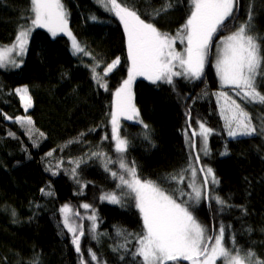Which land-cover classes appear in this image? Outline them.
Instances as JSON below:
<instances>
[{"label": "trees", "instance_id": "trees-1", "mask_svg": "<svg viewBox=\"0 0 264 264\" xmlns=\"http://www.w3.org/2000/svg\"><path fill=\"white\" fill-rule=\"evenodd\" d=\"M62 2L68 12L69 30L91 55H74L63 34L53 38L47 30L35 29L21 66L0 68V263L31 264L36 258L39 264H80L59 209L68 204L83 217L81 220L74 216L77 223L87 226L90 221L80 207L87 203L91 205L89 212L97 217L100 235L92 239L86 234L81 239V255L86 264H92L89 249L99 258L98 264H134L129 253L135 248V237L142 232L134 199L126 198L123 205L99 199L105 192L117 191L118 181L110 172L119 173V164H109L110 171L106 172L100 159L88 158L94 151H103L109 159L117 160L110 114L113 93L128 78L123 26L96 0ZM126 2L135 7L142 19L152 22L151 13L163 0ZM172 3L173 8L156 17L154 23L161 31L175 35L189 14L190 4L189 0ZM250 6L254 32L264 36V0H239L232 23L238 26ZM30 16L29 0H0V46L11 45L18 26L30 23ZM227 34L220 33L217 42ZM177 46L183 51L182 44L177 42ZM215 50L214 44L200 80L176 77L173 88L166 83L138 79L132 94L138 119L143 123L123 120L119 135L129 140L125 156L129 164L135 162L137 174L165 187L170 186L165 178L187 168L190 158L194 168H212L219 183L211 185L210 195L223 198L230 206L221 209L214 198L204 199L194 209L195 214L210 230L221 224L230 226L228 235L235 237L238 247L251 249L259 259H264V136L232 140L224 133L214 97L220 89L214 69ZM117 57L120 63L104 77L106 91L92 79L90 69L99 63L97 73L103 76L104 68ZM21 86H26L32 97L28 115L35 131L31 137L13 122L16 116L24 114L15 94ZM258 88L264 93V79H258ZM251 106L259 131L264 124V106L248 104L247 110L251 111ZM5 115L12 119L6 120ZM198 120L214 130L208 138L207 155L199 152L198 135L195 149L186 143L185 134L190 140ZM143 124L148 125L147 130ZM145 134L149 139L144 138ZM77 139L79 143L69 144ZM225 147L228 154L221 155ZM197 155L200 164L195 163ZM81 158L83 162L74 179L71 169L75 165L69 161ZM81 185H85L82 195ZM182 186L190 191L186 183ZM42 188L52 195L42 194ZM13 210L17 213L15 218L11 215ZM117 230L133 234L129 237L128 253L113 251L117 243L123 242L117 237Z\"/></svg>", "mask_w": 264, "mask_h": 264}, {"label": "snow or ice", "instance_id": "snow-or-ice-1", "mask_svg": "<svg viewBox=\"0 0 264 264\" xmlns=\"http://www.w3.org/2000/svg\"><path fill=\"white\" fill-rule=\"evenodd\" d=\"M31 16L30 23L18 26V31L11 45L0 46V68L8 64L20 67V63L13 58L22 57L27 51L29 37L34 28L46 29L53 38L58 34H64L71 40L73 54L90 56L86 47L73 36L68 28V12L62 0H29ZM96 3L105 11L115 15L123 26L128 55V78L114 91L111 105L112 141H114L117 160L113 161L103 151H94L89 159H100L104 164V170L109 172L111 163L119 164V173L111 171L114 180H117V191L105 192L99 199L111 204L123 205L126 198L134 199L135 207L142 220V232L135 237V248L129 254L134 264H264V259H259L251 249L238 247L235 237L228 235V227L221 224L216 230H210L202 223L194 212L204 199H215L217 205L223 209L227 202L219 196H211V185H217V180L212 168L201 166L199 169L192 167L190 158L187 168L170 174L165 178L166 184L143 179L137 174L135 162L129 164L126 160V152L129 140L119 135V117L136 119L137 123H143L138 119L139 112L133 103L132 83L137 76H142L153 84L166 83L174 85V78L183 77L188 80H200L204 74L205 65L211 48L215 44L217 59L214 64L216 75L221 87H231L235 95L243 103H238L223 91L217 93L223 98V103L218 99L217 106L224 128L229 139L250 137L257 134L264 136V124L259 127L253 123L250 112L246 109L248 104L264 106V93L258 88V79H264V36L254 32V17L252 7H249L246 18L235 26L236 11L239 8V0H189L190 10L184 24L177 29L175 35L161 31L154 23L155 18L166 14L173 8L172 0H163V3L153 9L152 22L141 18L134 6L126 0H96ZM95 19V17H92ZM227 31L217 42L216 37ZM184 45L183 51H177L176 43ZM120 63L117 57L108 64L103 71V76L97 73L99 63L94 64L90 71L92 79L101 88L108 90L104 77ZM179 69V70H176ZM25 112L32 106V97L29 89L25 87L15 89ZM190 117V113L188 114ZM6 120L12 119L5 115ZM14 123L31 137L35 129L31 116H16ZM199 132L193 131L191 139L185 134L186 143L192 149L196 148V136L199 135L203 144V151L207 155V142L213 129L206 126L205 122L197 121ZM145 130L147 124H143ZM191 127V125H189ZM15 136L14 133H9ZM42 137L44 134L39 133ZM84 134L81 133V136ZM145 139H149L145 134ZM106 139V137H105ZM80 140L69 141L79 143ZM227 147L221 155H227ZM52 155L51 152L48 153ZM87 155V154H86ZM83 159L70 160L75 166L71 174L77 177V168ZM195 163L200 164L199 155ZM59 168L60 164H56ZM51 171V168L47 169ZM56 173L53 172V175ZM203 177L202 180L198 177ZM77 183L79 180L77 179ZM190 191H186L185 185ZM79 194H83V188ZM42 194L52 195L40 190ZM184 197H187L186 199ZM80 207L88 210L91 205L84 203ZM59 212L64 229L71 235V244L80 257V264H86L81 255V239L90 234L92 239H98L96 215L93 212L87 217L90 223L85 226L77 223L73 216L81 217L79 212H73L68 205H63ZM15 218V210L11 213ZM117 237L123 242L117 243L113 251L124 250L128 253L127 245L131 242L129 237L133 234L124 230H117ZM88 255L92 264H98L99 258L89 249ZM121 260L125 257L122 255ZM31 264H39L34 258Z\"/></svg>", "mask_w": 264, "mask_h": 264}, {"label": "rangeland", "instance_id": "rangeland-1", "mask_svg": "<svg viewBox=\"0 0 264 264\" xmlns=\"http://www.w3.org/2000/svg\"><path fill=\"white\" fill-rule=\"evenodd\" d=\"M35 29H44V28H34L33 30H35ZM45 30H46V29H45ZM61 34H62V33H61ZM63 35H64V34H63ZM65 36H66V35H65ZM73 36H74V35H73ZM66 37H67V36H66ZM67 39H68V41H69V43H70V47H71V50H72L71 40H70L68 37H67ZM177 42H179V41H177ZM175 46H176L177 51H181L180 48L177 46V43H176ZM183 47H184V45H183ZM72 52H73V50H72ZM215 53H216V56H215L214 64H215L216 59H217V51H216V50H215ZM25 54H26V53H25ZM25 54H24L22 57H15V55L13 54V58H15V59L17 60L18 63H20V66H21V64L23 63V59H24V57H25ZM5 68H18V67H14V66H12L11 64H8ZM214 69H215V68H214ZM176 70H179V69H176ZM215 73H216V70H215ZM216 76H217V75H216ZM217 78H218V77H217ZM138 79H144V80H147V79H145V78L142 77V76H137V77L133 80V83H132L131 89L133 88L134 83H135ZM218 80H219V79H218ZM147 81H149V80H147ZM149 82H150V81H149ZM21 87H25V86H21ZM21 87H18V88H21ZM219 87H220V89L215 93V96H214V97H215V100H216V103H217L218 99L221 101V103H223V98L218 97V96L216 95L217 93H219V92H221V91H223L224 93H227L229 96H231L232 99H235L238 103H243V102L240 100V98H239L238 96L235 95V92H234V90H233L231 87L225 86V87L222 88L221 85H220V82H219ZM132 93H133V91H132ZM133 103H134V102H133ZM22 108H23V107H22ZM30 108H31V107H30ZM30 108L28 109V111L30 110ZM217 108H218V106H217ZM246 109H247V107H246ZM23 110H24V108H23ZM28 111L25 112V110H24V114H23L22 116L28 115ZM248 111H249V110H248ZM249 112H250V114H251V116H252V119H255V118H256V115H255L254 107L251 106V111H249ZM218 114H219V117H220V120H221V124H222V128H223V130H224V133H225L226 136H227V133H226L225 128H224V121L221 119V116H220V113H219V109H218ZM123 120L129 121V122H132V123H137L135 118H133V119H125L124 116H120V117H119V128H120L121 123H122ZM253 123H254V121H253ZM110 125H111V122H110ZM119 128H118V131H119ZM196 131L199 132V126H198V125L196 126ZM111 133H112V125H111ZM227 137H228V136H227ZM228 138H229V137H228ZM198 139H199V135H198ZM207 148H208V142H207ZM202 149H203V144H202L201 139H200V140H199V152H200V154L204 153V151H203ZM198 179L201 180L200 177H198ZM186 198H187V197H186ZM89 214H92V213H90L89 210H85V209H84V217H85L86 215H87V217H88ZM73 219L75 220V222H77L76 219L74 218V216H73ZM184 264H187V262L184 263Z\"/></svg>", "mask_w": 264, "mask_h": 264}, {"label": "water", "instance_id": "water-1", "mask_svg": "<svg viewBox=\"0 0 264 264\" xmlns=\"http://www.w3.org/2000/svg\"><path fill=\"white\" fill-rule=\"evenodd\" d=\"M1 264V263H0Z\"/></svg>", "mask_w": 264, "mask_h": 264}]
</instances>
